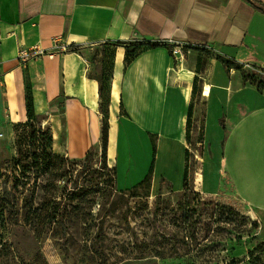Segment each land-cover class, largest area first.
<instances>
[{"label":"crops","instance_id":"crops-1","mask_svg":"<svg viewBox=\"0 0 264 264\" xmlns=\"http://www.w3.org/2000/svg\"><path fill=\"white\" fill-rule=\"evenodd\" d=\"M148 41L155 45L126 59L125 43ZM115 42L122 44L114 48L106 158L115 166L118 190L143 180L152 161L151 190L159 189L162 175L174 187L182 184L178 162L184 148L177 145L186 143L189 100L196 90L204 101L199 109L205 113V134L224 171L223 145L236 135L232 121L242 129L243 143L264 130V91L196 49L264 67V12L248 0H0L2 128L26 121L30 91L34 113L50 129L54 153L80 161L100 149L98 76L104 48ZM176 44L186 51L179 61L170 53ZM233 150L232 145L230 154ZM247 152L240 159L252 165L255 157ZM239 162L233 169L242 178ZM231 182L243 202L257 204Z\"/></svg>","mask_w":264,"mask_h":264},{"label":"rangeland","instance_id":"rangeland-1","mask_svg":"<svg viewBox=\"0 0 264 264\" xmlns=\"http://www.w3.org/2000/svg\"><path fill=\"white\" fill-rule=\"evenodd\" d=\"M203 50L209 57L218 53ZM196 93L189 100L186 143L177 145L184 148L178 162L182 184L174 187L162 175L158 190L143 185L119 191L112 166L101 158V145L80 161L52 152L45 157L42 136L36 134L38 150L28 147L29 136L46 134L39 120L8 130L0 125V264H227L231 257L243 259L252 245L264 239V130L254 131L250 143H243L242 129L232 121L236 135L233 132L232 143L223 145L228 160L224 171L211 137L205 134V113L199 109L204 101ZM243 151L253 153L252 165L240 159ZM235 160L240 161L242 178L233 169ZM225 172L237 190L253 197L254 207L234 192ZM53 202L58 206L54 223L36 237L30 211ZM215 203L257 221L258 238L251 241L244 231L250 225ZM203 225L211 229L207 239ZM238 234L243 238L235 239Z\"/></svg>","mask_w":264,"mask_h":264},{"label":"trees","instance_id":"trees-1","mask_svg":"<svg viewBox=\"0 0 264 264\" xmlns=\"http://www.w3.org/2000/svg\"><path fill=\"white\" fill-rule=\"evenodd\" d=\"M250 3H252L256 8L260 9L264 12V5L257 4L253 0H248ZM108 47L110 46L112 48L111 51H107L105 47L103 51V61H102V72L98 76V82H99V97H100V113L102 115V128H101V158L105 162L106 161V148H107V132H108V104H109V90H110V79L112 75V66H113V58H114V48L117 45H121L122 42H115V43H109ZM153 46L154 43H151L150 41L144 42V43H138V42H129L125 43L124 49L126 54V59L134 56L136 52L142 47V46ZM75 49V48H72ZM199 51H203V49L196 48ZM215 58L222 64L225 71L228 73L231 68H234L236 70L240 71L242 81L243 83L249 82L250 84L254 85L256 90L258 92L264 91V67L255 65V64H243L238 61H236L234 58H230L226 55L215 53ZM246 67H250L249 70H246ZM259 71H263L260 73ZM26 121L17 123L18 124H31L34 120H39L38 115L34 113L33 109V102H32V96L30 91H28L26 95ZM40 121V120H39ZM219 124L224 128L223 121H218ZM13 125V126H15ZM41 125V121H40ZM46 134L41 135L39 132H36L34 135H31L28 137L30 143L28 144V147H32L33 149H39L36 148L37 144H40V142L37 140V135L42 136V154H44L45 157L49 156L51 152L53 154H56L52 151V135L50 132V129L45 127ZM153 146V151H155V146ZM19 152V150H18ZM59 155V154H56ZM88 156V155H87ZM86 156V157H87ZM31 157L36 160L37 154L32 153ZM85 157V158H86ZM45 160V158H44ZM12 161L15 163L14 165L19 166V161L15 158H12ZM153 168V161L151 162L150 171L149 173L141 180L137 185H135L132 189L139 188L143 185H148L150 188V181H151V172ZM113 175L115 179V166L112 167ZM225 178L227 182L230 184L231 188L234 190L233 184L231 180L228 178L227 173L225 172ZM164 181V178L160 179V185ZM130 189V190H132ZM128 190V191H130ZM120 191V190H119ZM56 200V196H54L53 201ZM204 207L208 205L206 202L202 203ZM216 207H220L227 211V215H239L242 220L245 223H248L250 225L249 229H245L244 231L247 232V237H250L251 241L258 238L259 232L258 230V223L257 221H253L251 219H248L245 215H241L238 211L233 209L232 207H229L227 205L215 203ZM58 206L55 204V202L52 203V205H46L45 208H43L42 205L36 206L31 209L30 214L34 218V221H31L32 229L34 232V235L36 237H40L43 234H45L47 231L51 229V226L54 223V220L58 214L57 212ZM18 212V211H17ZM14 224V223H13ZM254 228L255 232H251V229ZM204 235L203 239L208 238L210 227H206L203 225ZM235 239H242V234H238L237 237H234ZM234 238H229V241H232ZM209 240V239H208ZM212 244L218 245L219 241L210 240ZM221 244V243H220ZM245 257L247 258H240V257H231L227 264H264V239L260 242L252 245L250 249H248L245 252Z\"/></svg>","mask_w":264,"mask_h":264},{"label":"built area","instance_id":"built-area-1","mask_svg":"<svg viewBox=\"0 0 264 264\" xmlns=\"http://www.w3.org/2000/svg\"><path fill=\"white\" fill-rule=\"evenodd\" d=\"M170 53H171V55H172V57H173V59H174L175 61H179V60H181V59L183 58V56H184V51H183V47H182V45H181V44H176V45H174V46L171 48ZM22 55H24V54L22 53ZM1 137H2V133L0 132V138H1Z\"/></svg>","mask_w":264,"mask_h":264},{"label":"bare ground","instance_id":"bare-ground-1","mask_svg":"<svg viewBox=\"0 0 264 264\" xmlns=\"http://www.w3.org/2000/svg\"><path fill=\"white\" fill-rule=\"evenodd\" d=\"M203 93H204L205 95H208V93H209V88H208V86H205V88H204V90H203Z\"/></svg>","mask_w":264,"mask_h":264}]
</instances>
